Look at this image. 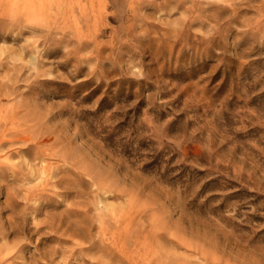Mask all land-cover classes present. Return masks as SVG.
I'll return each instance as SVG.
<instances>
[{"label":"rangeland","instance_id":"374dc122","mask_svg":"<svg viewBox=\"0 0 264 264\" xmlns=\"http://www.w3.org/2000/svg\"><path fill=\"white\" fill-rule=\"evenodd\" d=\"M0 264H264V0H0Z\"/></svg>","mask_w":264,"mask_h":264}]
</instances>
